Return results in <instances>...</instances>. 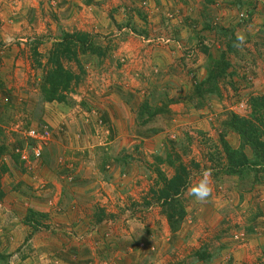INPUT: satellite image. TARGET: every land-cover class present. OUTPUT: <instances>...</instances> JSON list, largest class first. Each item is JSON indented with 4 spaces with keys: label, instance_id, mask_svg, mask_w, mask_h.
<instances>
[{
    "label": "rangeland",
    "instance_id": "1",
    "mask_svg": "<svg viewBox=\"0 0 264 264\" xmlns=\"http://www.w3.org/2000/svg\"><path fill=\"white\" fill-rule=\"evenodd\" d=\"M249 2L0 0V264H264L263 226L252 225L264 214L256 197L264 183L222 175L219 144L226 114L248 118L249 99L264 96V9ZM218 28L244 37L230 57L236 72L196 110L189 95L205 74L204 49H223ZM65 33L89 34L107 56L80 57L85 74L67 104L46 103L39 82ZM150 96L157 107L170 101L159 131L135 127ZM29 130H47L48 140L31 141ZM168 141L184 142L179 154L191 171L187 216L174 235L151 193ZM225 141L238 147L233 133ZM205 172L213 193L199 204L189 189ZM199 250L210 259L197 261Z\"/></svg>",
    "mask_w": 264,
    "mask_h": 264
},
{
    "label": "trees",
    "instance_id": "2",
    "mask_svg": "<svg viewBox=\"0 0 264 264\" xmlns=\"http://www.w3.org/2000/svg\"><path fill=\"white\" fill-rule=\"evenodd\" d=\"M253 3L260 4L264 9V5L257 0H253ZM253 3H247V7H251ZM237 5L243 6L241 2H238ZM216 33L223 38V49L216 52V56H212L206 48L203 51L205 74L195 83L191 95H189V101L195 104L193 108L196 110H200L209 97L220 96L219 85L234 76L236 72V65L232 63L230 57H238L241 43L232 30L218 28ZM106 51V48L94 42V38L89 34H63L62 39L53 44L46 58L45 68L39 82L42 100L46 103L67 104V95L72 93V87L77 85L85 74L80 57H91L93 60L102 61L107 56ZM241 58H246V56L242 55L239 61L242 60ZM64 62L75 64L78 74L72 73L63 65ZM152 99L153 97L150 96L143 100L135 113V127L146 129L145 131L148 132L153 129L158 130L162 118L170 114L168 111L170 101L157 107L154 106L155 103L152 102ZM248 103L250 110L248 118L235 113H227L220 124L219 144L226 162L221 174L242 180L251 177L252 184L261 185L264 183V96L251 97ZM227 133H233L238 137V147L233 148L225 141ZM180 142L177 144L171 141L166 142L165 144L169 145L163 151V155L155 157L156 189L151 190L154 201L159 206L169 231L173 235L180 230L187 216V206L184 203L183 195L191 181V171L184 165L179 154V150L186 152L184 142ZM5 152L6 147L0 146V159ZM17 157L14 155L15 161H17ZM163 164L173 171L170 178H167L160 170L159 166ZM5 171H7L6 168L3 172ZM29 213L31 216H35V213ZM103 217V212H101L99 218ZM194 258L204 262L208 261L210 256L205 250H199L194 254ZM1 259L3 256L0 255V261Z\"/></svg>",
    "mask_w": 264,
    "mask_h": 264
},
{
    "label": "clouds",
    "instance_id": "3",
    "mask_svg": "<svg viewBox=\"0 0 264 264\" xmlns=\"http://www.w3.org/2000/svg\"><path fill=\"white\" fill-rule=\"evenodd\" d=\"M237 39L242 42L244 37L238 36ZM209 175L210 173L205 172L203 177L190 187L189 194L194 199V202L204 204L210 200L213 193V187L210 182Z\"/></svg>",
    "mask_w": 264,
    "mask_h": 264
},
{
    "label": "built area",
    "instance_id": "4",
    "mask_svg": "<svg viewBox=\"0 0 264 264\" xmlns=\"http://www.w3.org/2000/svg\"><path fill=\"white\" fill-rule=\"evenodd\" d=\"M238 108L239 109H242L243 108L242 103H240L238 105ZM27 136L33 142H36L38 144H44L48 140L49 134H48L47 130H43L41 132H37L35 130H29L27 132ZM41 151H42V148L40 146H38L37 148L33 149V151H32L33 157L35 159H38L41 156ZM20 160L22 162H25L26 163V162H28V157L26 155H23L22 154L20 156Z\"/></svg>",
    "mask_w": 264,
    "mask_h": 264
},
{
    "label": "crops",
    "instance_id": "5",
    "mask_svg": "<svg viewBox=\"0 0 264 264\" xmlns=\"http://www.w3.org/2000/svg\"><path fill=\"white\" fill-rule=\"evenodd\" d=\"M66 6H68L67 8H69L70 10H72V12H73V9H72V7H73V4L72 3H70V2H66V3H64ZM261 187V188H260ZM259 188L261 189V191H260V189L259 190H257V193H256V197H258V199L261 201V199H262V201H263V203L261 204V205H264V185H261V186H259ZM253 223V224H252ZM251 224L252 225H254L255 227H261V226H263V227H261L260 229L263 231L264 230V214L262 215H259V216H257L256 217V219L254 220V222H252ZM263 228V229H262ZM256 230V229H255ZM254 230V231H255Z\"/></svg>",
    "mask_w": 264,
    "mask_h": 264
},
{
    "label": "water",
    "instance_id": "6",
    "mask_svg": "<svg viewBox=\"0 0 264 264\" xmlns=\"http://www.w3.org/2000/svg\"><path fill=\"white\" fill-rule=\"evenodd\" d=\"M258 2H260L262 5H264V0H257Z\"/></svg>",
    "mask_w": 264,
    "mask_h": 264
}]
</instances>
